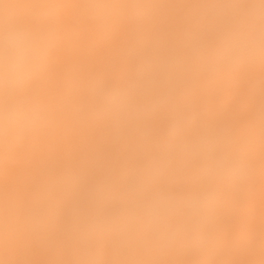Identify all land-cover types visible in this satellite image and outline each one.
Here are the masks:
<instances>
[{
    "label": "bare ground",
    "instance_id": "obj_1",
    "mask_svg": "<svg viewBox=\"0 0 264 264\" xmlns=\"http://www.w3.org/2000/svg\"><path fill=\"white\" fill-rule=\"evenodd\" d=\"M101 2L0 0V264H264L254 0Z\"/></svg>",
    "mask_w": 264,
    "mask_h": 264
},
{
    "label": "clouds",
    "instance_id": "obj_2",
    "mask_svg": "<svg viewBox=\"0 0 264 264\" xmlns=\"http://www.w3.org/2000/svg\"><path fill=\"white\" fill-rule=\"evenodd\" d=\"M96 6L102 9L105 15H110L113 11L121 7H135V5H125L120 3L119 0H102V2ZM248 11L252 18L264 19V0H254V2L249 5ZM5 51L4 70L7 71L9 55L7 53V46H5ZM217 55L226 64L237 63L245 58L251 59L257 55L264 56V31L259 33H249L245 36L233 35L228 38L224 48ZM126 104L127 102H125V106ZM232 171L233 174L238 176L246 174V168L243 164L238 165ZM202 206V203H197L193 205V208L198 210ZM197 244L199 247H204L206 246L207 241L200 240Z\"/></svg>",
    "mask_w": 264,
    "mask_h": 264
}]
</instances>
